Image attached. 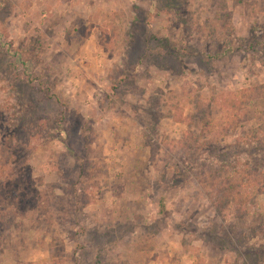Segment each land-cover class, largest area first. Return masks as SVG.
<instances>
[{
	"label": "rangeland",
	"instance_id": "1",
	"mask_svg": "<svg viewBox=\"0 0 264 264\" xmlns=\"http://www.w3.org/2000/svg\"><path fill=\"white\" fill-rule=\"evenodd\" d=\"M0 264H264V0H0Z\"/></svg>",
	"mask_w": 264,
	"mask_h": 264
}]
</instances>
